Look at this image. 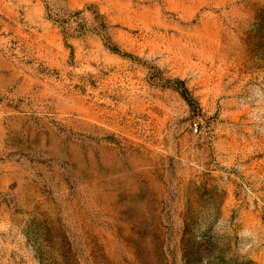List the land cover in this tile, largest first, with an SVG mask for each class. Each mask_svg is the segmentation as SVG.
<instances>
[{
	"label": "rangeland",
	"instance_id": "1",
	"mask_svg": "<svg viewBox=\"0 0 264 264\" xmlns=\"http://www.w3.org/2000/svg\"><path fill=\"white\" fill-rule=\"evenodd\" d=\"M0 264H264V0H0Z\"/></svg>",
	"mask_w": 264,
	"mask_h": 264
},
{
	"label": "built area",
	"instance_id": "2",
	"mask_svg": "<svg viewBox=\"0 0 264 264\" xmlns=\"http://www.w3.org/2000/svg\"><path fill=\"white\" fill-rule=\"evenodd\" d=\"M193 130H194V132H196V131H197V128H196V127H194V128H193Z\"/></svg>",
	"mask_w": 264,
	"mask_h": 264
}]
</instances>
